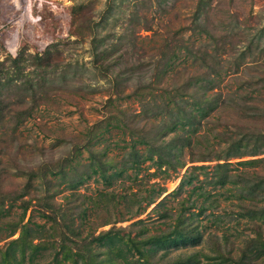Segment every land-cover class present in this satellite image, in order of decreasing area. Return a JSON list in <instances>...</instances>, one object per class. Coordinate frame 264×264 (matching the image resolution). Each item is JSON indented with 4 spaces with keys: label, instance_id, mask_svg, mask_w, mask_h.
<instances>
[{
    "label": "rangeland",
    "instance_id": "1",
    "mask_svg": "<svg viewBox=\"0 0 264 264\" xmlns=\"http://www.w3.org/2000/svg\"><path fill=\"white\" fill-rule=\"evenodd\" d=\"M92 41L99 49L109 51V74L117 76L121 83L120 97L110 91L109 75L92 66ZM46 48L53 51L54 67L45 74L43 86H34L37 104L31 114L15 128L5 117L0 118V194L18 191L25 170L66 155H69L65 165L67 176L86 170L88 152L83 147L70 151L93 123L99 125L91 141L93 148L103 150L104 158L120 165L127 157L133 137L124 121L136 113L135 123L152 127L169 111L173 89L183 82L207 76L206 73L215 78V87L207 93L217 92V107L211 111L208 122L202 120L199 131H207L214 139L218 130L230 135L264 130V0H0V62L9 65V73L14 72L10 65L13 57L19 59L23 72H32L30 55L41 54ZM171 50L175 57L152 81L155 61L162 54L169 55ZM146 82L150 86H144ZM22 95L29 103V89L18 88L11 82L0 86L1 97L15 100ZM142 101L147 102L144 113ZM135 146L148 152L143 144ZM263 156L261 147L254 155L229 159L231 170L246 177L243 185H252L253 193L249 195L254 199L226 195L229 183L224 186L207 183L213 160L194 161L210 166L196 169L192 183L175 194L167 192L175 187L179 176L163 177V172L150 160L144 161L138 170L125 168L121 174L112 175L109 182L97 174L73 188L66 186L60 177L52 176L51 180L61 182L56 185L54 197L62 206L83 210L82 233L107 228L109 224L97 225L104 214L115 221V226L141 217L149 226L163 227L168 218H160L151 210L154 202L135 212L137 206L131 192L142 194L157 182L165 190L156 200L166 194L157 209L174 210L181 198L189 196L191 186L200 182L209 191L203 202L210 205L197 217L204 225L201 242L172 247L168 255L198 250L204 261L203 252L212 253L207 232H213L219 239L222 232L227 233L233 251L243 247L245 238L254 234L245 225V217L240 223L233 218L238 216L241 206L251 207L252 200L262 199L259 186L253 182L254 173L264 172V161L252 164L235 161ZM183 170L184 167L180 172ZM31 183L32 189L39 187L38 178L33 177ZM231 189L237 190L232 186ZM198 190L189 196L196 204L202 202ZM7 202L0 210V245L8 238L5 221L15 220L21 212L17 200L8 206ZM216 214L222 216V222L212 221ZM27 216L32 234L48 231L50 220L36 207L30 206L24 219ZM54 249L55 244L49 240L32 260L23 258L22 264H45ZM256 263L264 264V256L257 258Z\"/></svg>",
    "mask_w": 264,
    "mask_h": 264
},
{
    "label": "trees",
    "instance_id": "2",
    "mask_svg": "<svg viewBox=\"0 0 264 264\" xmlns=\"http://www.w3.org/2000/svg\"><path fill=\"white\" fill-rule=\"evenodd\" d=\"M72 9V14L75 15L77 7L74 6ZM183 45L187 47V44ZM52 53L50 48H46L41 54L30 55L32 72H23L24 67L18 63L17 57L11 58L10 65L14 67L12 73H9V65L3 66V62H0V86L11 82L18 88L29 89V103L26 102L25 95L15 100L0 96V118L5 117L10 121L12 128L24 122L37 104L34 86H43L45 74L54 67L51 62ZM90 54L92 66L103 75H109L110 91L120 97L123 93L121 83L117 76L109 74V51L99 49L92 41ZM174 57L173 50L169 55L159 56L154 64L152 81ZM206 74L207 76L195 78L192 82H183L173 89L169 111L160 121L154 122L152 127L145 123H135L136 113L124 121L133 137L127 157L120 165L104 158L103 150L93 148L91 141L96 137L99 126L93 123L84 131L82 140L74 143L70 151L73 153L83 147L88 152L89 163L86 170L67 176L65 165L69 155L52 162H42L35 168L25 170L24 182L18 191L0 194V210L4 207L5 201H9L8 206L16 200L21 209L15 220L5 221L9 233L8 238L0 245V264H22L23 258L30 261L49 240L55 244V249L45 264H257L256 259L264 256V233H262L264 172L254 173L256 180L254 179L253 182L254 186H259V192L263 194L262 199L252 200L254 202L251 203V207L241 206L237 211L238 216L233 218L235 223H240V219L245 217V225L251 227L254 234L245 238L243 247L233 251L232 241L227 233L222 232L219 239L213 232H207L212 253L203 252L206 258L204 261L200 258L198 250L186 254L168 255V250L172 247L197 245L201 242L204 225L197 217L210 205L203 202L208 199L209 191L203 188L200 182L191 186L188 195L190 196L198 188L196 193L200 195L202 202L196 204L195 199L184 196L174 210L157 209L166 195L156 200L165 190L157 182H153L142 194L131 192L132 201H135L137 206L135 212H141L145 206L154 202L151 210H154L160 218H168L163 227L149 226L144 223L145 218L141 217L131 220L124 226H115V221L109 220L104 214L97 225L109 224L107 228H101L96 232L87 230L82 233L81 227L85 217L83 210H75L73 206L67 204L62 206L54 197L57 193L56 185L61 182L52 181V176L60 177L69 188L82 183L92 174H97L103 181L109 182L112 175L121 174L125 168L140 169L146 160L152 161L155 168L163 172V177H169L171 174L174 177L179 176L175 187L167 192V194H175L184 185L192 183L197 175L196 169L210 166L204 163L196 164L193 163L194 161L213 160L207 183L214 186H224L229 183L237 190H232L231 186H228L225 188L226 195L254 199L249 195L253 193L252 185L251 187L243 185L242 181L246 180V177L240 172L231 170L232 162L229 159L256 154L261 147H264V130L241 135H230L218 130L214 139L208 136L207 131H199L202 120L208 122L211 111L217 107V92L207 93L215 85V78ZM143 85L150 86V83L146 82ZM134 91L137 92L138 89ZM141 103V111L144 113L147 111V102ZM210 129L213 131V126ZM168 133L170 134L167 135ZM137 143L145 145L148 152L139 151L135 146ZM261 161H264V156L239 159L235 163L252 164ZM183 167L184 170L180 172ZM33 177L38 178L39 187L32 189ZM30 206L36 207L50 220L47 232L32 234L28 224L29 216L24 219L26 210ZM193 207H196V210L191 209ZM212 221L219 223L223 218L220 214H216ZM15 232L16 235L13 236Z\"/></svg>",
    "mask_w": 264,
    "mask_h": 264
}]
</instances>
